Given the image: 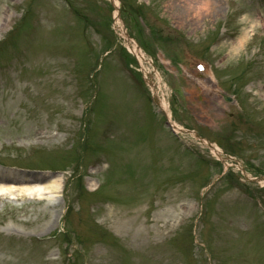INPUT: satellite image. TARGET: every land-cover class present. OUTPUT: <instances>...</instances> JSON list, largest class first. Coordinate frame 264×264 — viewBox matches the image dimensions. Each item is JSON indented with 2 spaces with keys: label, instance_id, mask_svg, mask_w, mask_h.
<instances>
[{
  "label": "rangeland",
  "instance_id": "374dc122",
  "mask_svg": "<svg viewBox=\"0 0 264 264\" xmlns=\"http://www.w3.org/2000/svg\"><path fill=\"white\" fill-rule=\"evenodd\" d=\"M117 1L0 0V264H264V0Z\"/></svg>",
  "mask_w": 264,
  "mask_h": 264
},
{
  "label": "bare ground",
  "instance_id": "6f19581e",
  "mask_svg": "<svg viewBox=\"0 0 264 264\" xmlns=\"http://www.w3.org/2000/svg\"><path fill=\"white\" fill-rule=\"evenodd\" d=\"M112 2L118 6L119 3L117 0H112ZM198 3H201V6L198 11H196V16L200 17L203 14V11L208 12L211 8V1L210 0H199ZM192 9V8H191ZM116 25L119 27L121 31V35L124 36L127 41H129L128 37L126 36L127 33L125 32V29L123 28L121 21L119 19L116 20ZM248 33V31H246ZM246 35V33H245ZM241 41H238V45H235L237 48L241 46ZM129 46V50L135 54L140 61L143 60V52L142 50L136 45L135 43H126ZM240 49V48H239ZM149 73H145L147 76ZM150 77V74H149ZM150 80V87L152 91L154 92V99L156 103L159 105L160 109L164 111L165 115L167 116L168 120L170 121V125L175 127V124L172 119V113L169 109V105L166 102V99L160 95V89L157 88L156 83L153 81V79ZM207 142L204 141V144ZM214 153L218 155V152ZM58 177L54 178H48V179H38L39 182H36L34 184L27 185L26 183L22 184H14V183H4L0 184V196H26L29 198H49L53 194L59 192L61 190V183L58 180ZM29 180V179H27ZM22 184V185H21ZM26 184V185H25Z\"/></svg>",
  "mask_w": 264,
  "mask_h": 264
}]
</instances>
